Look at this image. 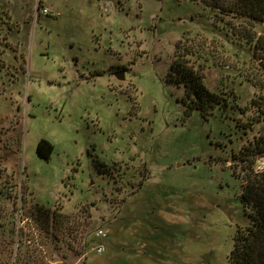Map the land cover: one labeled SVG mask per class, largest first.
<instances>
[{
    "label": "rangeland",
    "instance_id": "rangeland-1",
    "mask_svg": "<svg viewBox=\"0 0 264 264\" xmlns=\"http://www.w3.org/2000/svg\"><path fill=\"white\" fill-rule=\"evenodd\" d=\"M226 32L194 0H0V232L30 231L48 264L89 254L106 258L95 264H229L237 227L250 222L232 154L252 132L231 105L208 117L189 109L169 79L186 35L208 87L248 104L250 52ZM42 139L50 159L37 154ZM31 202L72 218L45 247L20 211ZM4 240L0 260L12 264L17 242Z\"/></svg>",
    "mask_w": 264,
    "mask_h": 264
},
{
    "label": "trees",
    "instance_id": "trees-1",
    "mask_svg": "<svg viewBox=\"0 0 264 264\" xmlns=\"http://www.w3.org/2000/svg\"><path fill=\"white\" fill-rule=\"evenodd\" d=\"M194 1L211 7L215 11L216 21L225 23L226 35L232 43L244 46L250 52L249 68L242 75L252 83L256 91L248 104L241 106L237 102L239 95L234 89H210L205 82L204 67L201 64L197 66L196 60H193L195 56L202 57V54L186 45L191 40L186 35L176 43L169 79L184 85L183 101L189 109H197L202 116L208 117L217 108L225 109L231 105L241 115L236 126L246 134L252 132L240 149L232 154L231 167L236 165L243 171L240 175L243 180L240 196L250 222L237 227L228 263L264 264V163L259 165L260 160L264 161V0ZM181 49L185 52L181 53ZM53 149L54 145L50 141L42 139L37 145V154L41 158L50 159ZM22 199L25 200V196ZM20 211H24V219L31 222L28 230L32 229V221L35 223V229L42 235V247L55 241L57 230L64 220L72 219L70 214L61 212L58 207L51 209L33 202L20 207ZM13 222L11 221V225ZM0 224L3 227L1 222ZM28 232L30 231H16L13 228L1 230L0 238L10 239L4 240L8 247L13 241L17 242L16 249L12 250L16 253L12 264H48L29 244ZM0 264L10 262L0 260Z\"/></svg>",
    "mask_w": 264,
    "mask_h": 264
},
{
    "label": "built area",
    "instance_id": "built-area-1",
    "mask_svg": "<svg viewBox=\"0 0 264 264\" xmlns=\"http://www.w3.org/2000/svg\"><path fill=\"white\" fill-rule=\"evenodd\" d=\"M39 11H42L45 14L56 15V12L54 10H51L48 7H45L43 5H41V8L39 9ZM97 235L105 238V237H108V232L105 231L104 229H100L97 232ZM105 249H106V246L104 243H100V244L93 247V250H95L99 254L103 253L105 251Z\"/></svg>",
    "mask_w": 264,
    "mask_h": 264
},
{
    "label": "crops",
    "instance_id": "crops-1",
    "mask_svg": "<svg viewBox=\"0 0 264 264\" xmlns=\"http://www.w3.org/2000/svg\"><path fill=\"white\" fill-rule=\"evenodd\" d=\"M39 3H41V2H39ZM22 18H25V19L28 20L29 18H31V14H28V16L23 14V15H22ZM25 19H24V20H25ZM6 50H8V49H6ZM5 52H6L7 56L9 55V54H8V51H4L3 53H0V56H1V57H2V56L5 57V55H4ZM15 57H16V56H15ZM5 59H6V58H5ZM15 59H16V58H15ZM7 66H8V65H7ZM23 71H24L23 73H25V70H23ZM16 80L19 81V80H20L19 77H18V79H14V80H11V79H10V80H9V84H10V85H14V83L16 82ZM112 235H113V232L110 230V235H109L108 237L111 238V237H113ZM90 256H91L90 254L87 256L86 264H87V263H88V264H95V263H97L98 261H99L100 263H102L103 260H106L105 257H104L103 259H101V260H98V259H96V258H91V260H90ZM55 262H57V261H55Z\"/></svg>",
    "mask_w": 264,
    "mask_h": 264
}]
</instances>
